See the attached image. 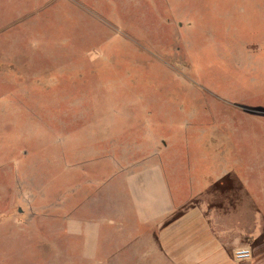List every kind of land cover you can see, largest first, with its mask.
<instances>
[{
  "label": "rangeland",
  "instance_id": "374dc122",
  "mask_svg": "<svg viewBox=\"0 0 264 264\" xmlns=\"http://www.w3.org/2000/svg\"><path fill=\"white\" fill-rule=\"evenodd\" d=\"M165 165L264 215V0H0V264H156Z\"/></svg>",
  "mask_w": 264,
  "mask_h": 264
},
{
  "label": "crops",
  "instance_id": "0c3cea01",
  "mask_svg": "<svg viewBox=\"0 0 264 264\" xmlns=\"http://www.w3.org/2000/svg\"><path fill=\"white\" fill-rule=\"evenodd\" d=\"M154 166L142 168V177L137 178L151 191V198L157 200L156 205L160 207L158 212L152 213L149 217L151 218L150 222L157 225L158 228L156 246L150 252L155 258L153 263L264 264V229L260 224V218L264 215L257 213L256 218H252L253 221H250V216L255 214V211L243 207L239 219H230L223 225L220 222L222 219L207 207H198L197 204H193L185 208L189 201L200 196L215 182L222 180L227 173L210 170L211 172L205 175L207 180L205 184L194 185L195 182L190 180L189 170V173L184 174L186 180L189 178L188 185L182 186L187 187L189 194L180 202L175 203L173 200L167 199L165 192L168 190L169 196H171V188H182L177 186L179 180L176 184L173 183V181H177L173 178V175H176L174 174L176 168L168 165ZM163 169H166L167 172ZM244 187L249 196L250 205L255 207L251 193L249 194L247 186ZM179 210V215L170 219ZM160 223L164 224L160 226ZM257 240L261 241L257 246L248 244L249 241ZM239 249L250 250L251 257L243 261L235 260L234 253Z\"/></svg>",
  "mask_w": 264,
  "mask_h": 264
},
{
  "label": "built area",
  "instance_id": "2783aa9c",
  "mask_svg": "<svg viewBox=\"0 0 264 264\" xmlns=\"http://www.w3.org/2000/svg\"><path fill=\"white\" fill-rule=\"evenodd\" d=\"M251 257L250 250L248 249H239L234 253V259L237 261L247 260Z\"/></svg>",
  "mask_w": 264,
  "mask_h": 264
},
{
  "label": "trees",
  "instance_id": "16d2710c",
  "mask_svg": "<svg viewBox=\"0 0 264 264\" xmlns=\"http://www.w3.org/2000/svg\"><path fill=\"white\" fill-rule=\"evenodd\" d=\"M224 181H225V183H226V181H228L227 178L223 179V181H221V184L219 183V185H222V186H223V184H224L223 182H224ZM216 187H217V186H216Z\"/></svg>",
  "mask_w": 264,
  "mask_h": 264
}]
</instances>
